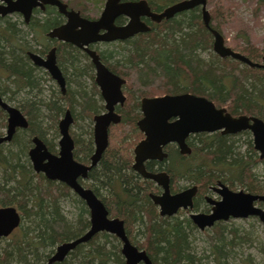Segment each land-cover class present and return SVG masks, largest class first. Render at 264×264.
<instances>
[{
  "label": "trees",
  "instance_id": "1",
  "mask_svg": "<svg viewBox=\"0 0 264 264\" xmlns=\"http://www.w3.org/2000/svg\"><path fill=\"white\" fill-rule=\"evenodd\" d=\"M259 1L264 3V0ZM163 6L157 5L156 8ZM212 15L215 16V13ZM5 27L6 33L0 32V74L6 75L9 91H22L27 97L22 109L28 117V125L20 129L24 137L34 134L43 136L46 133L38 120L42 107L50 112L49 117L53 121L63 112L65 105L70 107L75 118H90V111L95 108V88L79 78L81 75L91 78L88 64L82 61L85 55L71 50L62 54L65 68H71V75L77 76L66 78L67 82L70 79L74 81L75 89H67L64 95L57 92L56 97L47 101L36 100L29 95L34 90L35 94L41 91L37 70L22 45L17 41L12 42V32L22 40L27 34L15 32L10 23ZM211 38L198 10L192 9L156 24L155 28L129 40L126 47L118 51L121 58L117 59L116 62L120 64L116 67L133 78L134 89L130 92L131 105L121 123L124 136L118 147L107 149L102 155L94 174L95 185L103 195L101 200L109 213L124 220L130 241L143 249L154 264L201 262L192 245V232L197 229L196 226L185 216L181 219L176 216L160 217L146 194L145 185L137 175L129 172L127 147L124 145L137 117L136 108H133L137 96L155 88L174 93L190 91L207 96L233 114L250 113L264 121V69L250 67L227 57L219 58L217 54L204 60L199 51L212 46ZM239 52L252 61H259L262 55L253 48ZM182 75L187 76L188 84L180 80ZM126 132L128 135H125ZM81 135H77L76 144L88 150L91 146L90 130H85ZM246 135L249 136L248 133ZM16 137L15 134L12 139ZM19 141L18 151L0 152V165L3 167L0 206L16 207L21 221L28 225L24 227L20 223L7 236L9 242L0 247V264H125L120 254V241L104 231L76 245L61 261L48 263L56 245L78 237L89 227L87 209L80 199L71 196L73 194L67 195L66 188L60 183L35 174L28 160L21 162L19 154H23V147L29 140ZM238 141L219 132L198 134L193 141L192 155L198 158L193 161V180L205 183L213 178H221L230 185H240L248 192L264 194V178L252 172L254 164L264 162V158L258 157L250 138L243 145ZM175 166L176 171L183 169L182 163L176 162ZM68 198L75 203L74 220H68L60 206V202ZM222 223L212 226L213 232L208 239L216 264H227L228 252L239 243L234 230L227 229ZM130 229L142 240L135 239V233L130 237ZM17 230L19 232L16 233Z\"/></svg>",
  "mask_w": 264,
  "mask_h": 264
},
{
  "label": "water",
  "instance_id": "2",
  "mask_svg": "<svg viewBox=\"0 0 264 264\" xmlns=\"http://www.w3.org/2000/svg\"><path fill=\"white\" fill-rule=\"evenodd\" d=\"M5 5L0 6V15H4L13 10H19L27 17L31 2L33 0H2ZM57 4L61 12L68 17V23L56 29L50 34L62 37V32L69 26H73L77 15L65 10V4L59 0H44ZM119 0H107L105 8L98 20L81 21L83 26L79 33L64 38L73 41L79 46L98 40L122 39L133 35L137 31H147L149 27L141 22L138 17L144 13L151 16L156 21L162 18H170L175 13L201 6V20L212 34V49L220 57H231L250 67L264 69V50L260 62H253L244 54L232 50L224 44L223 36L210 25V14L206 8V0H181L166 7L159 14L152 13L145 0H140L136 5L119 4ZM35 2H33L34 4ZM25 4V9L21 7ZM118 14H125L130 17L128 24L116 27L110 26L111 20ZM77 24V23H76ZM75 25V24H74ZM100 28H107V33L97 35L95 32ZM73 30V29H72ZM84 35L80 41L78 38ZM92 62L95 65V80L100 87L101 94L106 101L107 111L94 117L93 138L95 150L91 155V164L94 165L107 146V128L111 122H117L119 115L113 111V105L124 100L120 85L123 79L110 72L99 59V55L94 50L86 49ZM30 58L36 65H42L56 80L57 84L64 87V77L55 63L53 49H51L45 59L34 53H29ZM0 107L6 111L7 126L6 133L0 136V143L9 141L18 127H27L28 122L21 111L15 106L4 101L0 96ZM143 111L142 117L137 121L140 130L145 133V138L134 148L139 155L138 163H142L145 158L162 157L164 154L161 145L168 141H175L181 152L186 151L184 137L192 132H214L220 131L223 134H233L242 130H250L252 134L253 148L258 152L259 158H264V122L256 116H232L225 108H218L214 103L204 96H197L190 93L177 95H163L153 98H144L141 103ZM176 118L169 122L170 118ZM73 118L69 109H66L63 117L58 122L60 138L58 141V154L49 152L43 141L37 136L33 137V146L28 150V157L32 169L41 172L49 180L63 181L84 201L88 209L89 227L78 237L63 241L56 245L54 252L48 258V263L58 262L65 258L76 245L85 243L98 232H107L114 235L121 244L120 254L125 264H154L143 249L134 245L124 228V222L118 217H109L108 210L103 202L93 193L92 190L82 187L77 183L76 177L79 174L85 175L89 166L75 161L72 157L73 139L69 134V126ZM141 171V166L139 167ZM152 177L150 174H143ZM157 181L162 184L163 191L160 195L154 196L153 201L159 206L161 215H173L179 207L183 209L192 208V197L196 192V187L170 194L167 185V175L162 173ZM218 189L221 199L214 202L210 213L191 212L189 218L193 224L203 230L211 227L215 221H226L229 218H247L257 216L264 223V209L256 205L257 201L264 202V194H254L242 189L230 190L226 185L220 184ZM21 223V216L16 207L12 205L0 206V238L7 237Z\"/></svg>",
  "mask_w": 264,
  "mask_h": 264
},
{
  "label": "flooded vegetation",
  "instance_id": "3",
  "mask_svg": "<svg viewBox=\"0 0 264 264\" xmlns=\"http://www.w3.org/2000/svg\"><path fill=\"white\" fill-rule=\"evenodd\" d=\"M12 1H16V0H12ZM59 1L62 2L63 4H65V10L66 11H70L72 13H75V15H77V19H74L75 25L73 24V26H69L65 30L66 32H62L61 38L55 34L51 35L50 33L55 31L56 29H60L61 27L65 26L68 23L69 17L64 12H61L59 10L57 4L51 3L49 1H44V0H33L31 2L29 14L27 15V17L24 15L23 12H21L19 10L18 11L13 10L11 12L4 14V15H0V32L3 31L4 33H6L4 31V28H6L5 25L10 23V24H12V27H13L15 32L20 31V32H23V34H25V35L26 34L29 35V37H26L22 40V39H19L18 37H16V33L12 32V42L17 41L18 43H20L22 45V47L24 48L25 54L27 55L29 61L35 66V69L37 71L40 69H44L46 71V73L50 76L51 79H53V78L51 77L48 70L45 67H43L42 65H36L33 62V60L30 58L29 53H34V54L38 55L40 58L45 59L47 53L51 49H53V54L55 56V63L58 66V68L60 69V71L64 77L63 90L57 84L59 87L58 92L62 95H64L66 90L68 89L66 87L67 86V79H66L67 76L65 73L66 68L64 65V60H63L62 54H64V52H66L67 50H71L73 52L75 51L79 54L85 55V60H87L86 64H88V73H90V75H91V78L89 77L90 86L95 88V90H94L95 108L90 111V114H91L90 115V124H91L90 125V144H91V146L89 147L88 150H86V148H84V147L77 146V144H76L77 135L73 134L70 130V126L74 121L73 113H72L70 108H65V110L69 109L71 112L72 118H73V121L69 126V134L73 139L72 157L75 161H77L83 165L89 166V168L86 170L85 175H82V174L77 175L76 181L82 187L92 190L93 193L101 200V198H103V195H101L100 190L95 185L96 182H95V178H94L95 175L94 174H96V170L99 168L100 159H101L102 155L104 154V152L107 149H109V150L112 149L109 146V137H110L111 129L113 127H116V126H122L121 123H122L123 115L125 114V112L128 111V108L131 105V103L129 102L130 101V92H132V90L134 89V85H132L133 88H130L128 85V79L131 77L129 75L123 74L120 71V68L116 67L120 63H117L116 60L113 61L110 59V57L113 55V52L110 50L111 49L110 47H112L114 44H121V46H119V47L125 48L126 43L129 40L149 31L151 28H155L156 24L158 25L162 21H165V20H168L170 18L175 17L179 13H182L185 11H190L192 9H197L200 12L201 6L196 5L193 8L175 13L170 18H167V19L162 18L158 21L151 18V16L142 13L139 15L138 19L141 22L145 23L149 27V29L147 31H137L133 35H131L129 37L122 38V39H114V40H110V41L98 40V41L89 42L83 46H79L75 42L66 40L64 38L70 37L72 40L76 41L75 37L70 35V32L72 31L74 35L79 33V30L83 29V26L81 25V21L98 20L102 14L104 8H105V4H106L107 0H74V1H72V0H59ZM139 1L140 0H119L118 3L119 4L130 3L132 5H136ZM145 1L147 2L148 6L150 8V11L152 13L159 14L166 7H168L174 3H177L181 0L171 1V3L164 5L161 9L155 8L152 5V2H150L149 0H145ZM33 2H35V3L33 4ZM206 3H207V0H206ZM3 5H5L4 2L2 0H0V6H3ZM21 7L23 9H25L26 6H25V4H21ZM200 17H201V15H200ZM210 18H211V16H210ZM129 20H130V17L128 15L118 14L114 17L113 21L111 20L110 26L114 25L116 27H121V26L128 24ZM205 28H207V27H205ZM207 30H209V29L207 28ZM104 33H107V28H100L99 30H97L95 32V34H97V35L104 34ZM82 37H84V35H81L78 38V41H80ZM223 39H224V37H223ZM212 40H213V37H212ZM224 44L226 45L225 39H224ZM226 46H228V45H226ZM228 47H230V46H228ZM122 48H120V49H122ZM86 49L96 51V53L99 55L100 62L110 72H112L113 74L117 75L118 77H120L121 79L124 80L123 83L120 85V89H121L122 95L124 96V100L122 102L117 101L113 105V111L117 115H119V120L117 122H111L108 125V128H107V140H108L107 146L94 165H90L91 164V155L93 154V152L95 150V144H94V138H93V130H94V124H95L94 117L98 114L106 112L107 109H106V101L103 98V96L101 94L100 87L95 80V77H96L95 76V73H96L95 65L92 62V60H91L89 54L87 53ZM232 50L237 51L236 49H232ZM219 58H224V57L219 56ZM227 58L232 59L231 57H227ZM232 60H236V59H232ZM236 61H238V60H236ZM260 61H261V58L259 61H253V62H260ZM114 66L116 67L115 69L113 68ZM256 68H259V67H256ZM6 79H7L6 75L0 74V80H2L3 81L2 83L4 84L3 87L0 86V96L2 97V99L4 101L8 102L5 99V98H9V96H7V93H9V92L11 94H13V93H12V91L8 90V84H7ZM53 80L56 82L55 79H53ZM180 80L182 82H184L185 84L189 83V79L187 78L186 75H182L180 77ZM181 93H190V94H194L197 96H204V95L192 93L190 91H182V92L179 91L176 93H174V92H163L162 94H152V95H149L147 93L139 94L137 96V100L134 102V105H133V108L134 109L136 108L135 110L137 113V117L135 118V122H134V128L132 129V131L128 132L130 134V136H127V139H126L127 141H126V144L124 146L127 147V159H128V164H129V168H130L129 172H130V174L137 175V177L140 179V182H142L145 185L146 194L150 198L151 202L154 204L157 214L160 217H174V216H176L179 219H181L184 217V216L182 217L181 215L185 213L188 215L185 217H187L192 222V220L189 218V214L191 212H201V213L208 214L211 212L212 206L214 205V202L221 199V195L218 192V189L221 188L220 184L226 185L230 190H233V191L235 189L234 187H236V186H237V190L242 189V190L246 191L245 188L241 187L240 185H230L229 183L222 181L221 178H213L211 181H208L205 183H198L195 180H193V178H192L193 161H194V159H198L196 156L193 158V155H192L194 138H196L198 134H203V133L205 135H207V134H211L214 132H219L221 135L232 136L235 138L238 136H241L243 134L248 133L249 138L251 139V142H252V134H251L250 130H242L240 132L233 133V134H223L220 131H214V132H210V133H208V132H194V133L190 132L184 137V143H185L186 149H187L186 151L181 152L178 144L175 141H168V142L161 145V149H162V152L164 154L162 157L145 158L141 164L138 163L140 157H139V155H137V158H136V153L134 151V148L141 140H143L145 138V133L142 130H140L138 125H137V121L143 115V111L141 108L142 100L144 98H153V97H159V96H163V95H177V94H181ZM204 97L209 99L207 96H204ZM209 100H211L216 107L225 108V110L234 117L239 116V115L255 116V115H251L250 113L233 114L228 110L227 107L217 105L212 99H209ZM15 107L21 111V113L25 116V118L28 122V117L24 113L22 107L21 108L18 106H15ZM65 110H64V112H65ZM64 112H63V115H64ZM0 117L3 118V120L0 119L1 125L5 126V132L0 133V136H3L6 133L8 115H7L6 111L3 110L1 107H0ZM175 119L176 118L172 117L168 121L172 122ZM24 128H26V127L16 128L14 133L12 134V137L17 133L18 130L24 129ZM57 128H58V124H57ZM58 133H59V129H58ZM35 136H37L38 138H40L43 141V143L45 144V146L49 152H51L53 154H58V151H59L58 141L60 138V133H59V137L57 138L56 141L53 138H46L45 135H43V136H39L37 134L31 135V139L29 141L31 143L30 148L33 146L32 139ZM12 137L9 141H5V142L0 143V147L3 144L10 143L12 141ZM252 146H253V143H252ZM256 154L259 157V154L257 151H256ZM27 155H28V152H27ZM28 159H29V157H28ZM260 159H263V158H260ZM176 162L182 163L183 169L176 171V169H175ZM171 163H173V165ZM179 165H181V164H179ZM30 166H31V162H30ZM140 166H141V171L139 169ZM31 168H32V166H31ZM32 171L35 174H42L44 176V174L41 172H39V173L35 172L33 169H32ZM162 173L167 175V185H168V191L170 194L178 193L180 191L192 188L193 186L196 187V192L192 197V208L183 209L182 207H179L176 210V212L170 216L161 215L159 213V206L154 203L153 197L160 195L163 191L162 184L157 181V178L160 179V175ZM223 173L225 174V172H223ZM143 174H150L154 178L144 176ZM46 179H48V178H46ZM51 181H53L55 183H60L62 186H64L67 190V191H65L67 193V195L73 194L71 196H75V199L76 198L80 199L83 202L85 208L87 209L84 201L68 186V184H66L63 181H59V180H51ZM103 204H104V202H103ZM255 204L260 206V204H264V202L257 201ZM104 206H105V204H104ZM106 209H107V207H106ZM87 214H89L88 209H87ZM108 215H109V217H118V216L111 215L109 213V211H108ZM118 218H120V217H118ZM120 219H122V218H120ZM88 221H89V218H88ZM221 221L223 222V220L215 221L213 225H215L216 223L221 222ZM123 222H124V220H123ZM192 224H193V222H192ZM124 228H125V224H124ZM207 228H210V227H206L204 229H207ZM125 231H126V229H125Z\"/></svg>",
  "mask_w": 264,
  "mask_h": 264
},
{
  "label": "rangeland",
  "instance_id": "4",
  "mask_svg": "<svg viewBox=\"0 0 264 264\" xmlns=\"http://www.w3.org/2000/svg\"><path fill=\"white\" fill-rule=\"evenodd\" d=\"M74 1V0H72ZM152 2V5L156 8L157 5H166L171 3L174 0H149ZM206 8L209 14L215 13V16L212 15V26L215 27L224 37L226 45L230 46L232 49H236L237 51H241L242 49L253 48L257 52H263L264 50V3H260L259 0H207ZM198 13L200 14L199 10ZM29 37V35H27ZM40 37V36H39ZM26 38V37H25ZM249 42V45H248ZM212 43V38L210 40V44ZM121 44H114L110 47L113 55L110 57L111 60H116L121 58L118 54L122 47ZM241 49V50H240ZM117 52V53H116ZM200 56L204 60H209L212 54H215L212 46L210 48H206L202 51H199ZM83 63H86L87 60L83 58ZM66 76L72 78H77V76L71 75L72 69H65ZM38 77V83L41 88V91L37 94H30L29 96L35 97L36 100L47 101L51 97H56L59 87L57 83L50 78V76L46 73L44 69H40L36 72ZM80 80H85L86 83L90 84L88 75H81ZM70 79V80H71ZM67 82V88L69 90L75 89L76 84L74 81ZM3 81L0 80V86L3 87ZM88 84V85H89ZM128 85L130 88H133L134 85L133 78L128 79ZM165 90L162 89H152L147 94H162ZM9 98H5L11 105L22 107L23 102L25 101L26 95L21 92H14L11 94L7 93ZM34 99V98H33ZM63 103V102H62ZM65 108H70L69 106H63V112ZM63 112L59 114L56 119L53 121L49 117V113L45 108L40 109V116L38 120L44 126V135L46 138H53L55 141L59 137L57 124L58 121L62 118ZM76 112V111H75ZM76 114V113H75ZM74 117V116H73ZM3 120V118H1ZM90 118L87 117L86 120H80L78 117H74V121L70 126V130L75 135H81L85 130H90ZM124 128L123 126H116L111 129L110 137H109V146L111 148L118 147L120 145L121 138H123L122 132ZM5 132V126L0 123V133ZM128 133L126 132L125 135ZM16 138L12 139L10 143H6L1 145L0 152L1 154H6L8 150H12L13 152L18 151L19 140H24L28 138L30 141L31 136L24 137L21 130H18L16 133ZM85 137L84 135H81ZM249 138L246 134L236 137L238 139V143L242 144L245 140ZM31 143H27L25 148L23 147V154L20 153V161L24 162L28 160L30 165V161L28 159V149L30 148ZM244 147L241 148L243 150ZM31 167V166H30ZM2 166L0 165V180L2 177ZM32 169V168H31ZM252 172L258 174L260 178H264V162H258L254 164L252 168ZM235 188V189H234ZM234 190H237V186L234 187ZM239 188V187H238ZM60 206L66 218L68 220H74L76 209L75 203L71 199H63L60 202ZM260 206L264 209V204H260ZM88 217V214L86 215ZM183 216H188L187 214H182ZM21 224L27 226L28 224L24 221H21ZM222 225H224L227 229L232 228L234 233H236V240H238V244L235 245L228 252V258L226 259L227 264H264V223H262L257 217H247V218H230L226 221H223ZM210 228L199 230L196 229L192 232L194 236L192 238V245L194 247V251L197 256L200 258L201 264H216V260L214 259L212 253H210L208 239L211 236L213 230ZM19 232L18 230L16 233ZM131 234L130 237L134 233L129 230ZM226 233V232H225ZM129 237V236H128ZM135 239L142 240V237L138 235ZM9 242L7 237L0 238V247L6 246V243ZM56 247V246H55ZM53 248V251L55 250ZM121 247V244L119 245ZM9 264H12L10 262Z\"/></svg>",
  "mask_w": 264,
  "mask_h": 264
}]
</instances>
